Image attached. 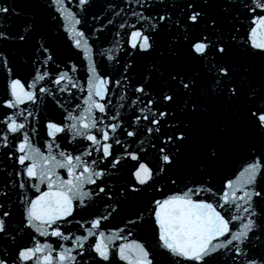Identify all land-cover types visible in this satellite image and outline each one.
<instances>
[{
    "label": "snow or ice",
    "instance_id": "snow-or-ice-1",
    "mask_svg": "<svg viewBox=\"0 0 264 264\" xmlns=\"http://www.w3.org/2000/svg\"><path fill=\"white\" fill-rule=\"evenodd\" d=\"M93 6L43 0L14 30L9 18L24 13L0 3V41L29 69L0 50V153L12 161L0 264H264V0H107L90 16ZM105 29L112 46L98 48ZM57 40L77 59H61ZM45 104L59 119L41 123ZM234 155L242 167L218 187ZM144 228L153 244L133 238Z\"/></svg>",
    "mask_w": 264,
    "mask_h": 264
},
{
    "label": "water",
    "instance_id": "water-1",
    "mask_svg": "<svg viewBox=\"0 0 264 264\" xmlns=\"http://www.w3.org/2000/svg\"><path fill=\"white\" fill-rule=\"evenodd\" d=\"M41 2H43V0H0V3H5L8 6L15 8L17 12L24 13V15H22L21 17H15L13 15L9 18L8 23L12 25L14 30H17L19 28V26L21 24H23L24 20L27 19L28 15L31 12H33L34 10H36L35 6ZM106 2H107V0H94V6L92 9H90L89 15L91 16L92 14L100 13L102 7L104 6V4ZM114 2L117 4H120L121 0H114ZM181 2H182V0H181ZM70 7H71V5H70ZM73 10H75V9L73 8ZM137 10H139V9H137ZM146 15H147V13H146ZM101 23H103V22L96 23V26L99 27ZM109 27H111V26H109ZM64 35L66 36L67 34H64ZM105 41H107V43ZM56 43H57L59 50H60L61 59L66 60L69 57H71L73 60L77 59L75 49H70L68 47V45L64 44V42L62 40H57ZM112 43H113L112 33H110L108 31V29H105L103 36L101 37V39L99 41H97L96 46L98 48L104 47L107 49V48H110L112 46ZM0 50L4 51L6 55H9L10 60L12 61V63L14 65H16L19 68L22 75H27V73L29 71L28 67L22 66L23 65V59H27V57L24 56V50L18 49L11 42L5 43L2 41H0ZM22 57H23V59H22ZM108 71L109 72L114 71V68L112 65L108 66ZM82 74H83V70H81V75ZM2 91H3V81L0 80V93H2ZM113 99L115 101L116 98L113 97ZM73 103H75V101ZM40 117H41V123H43L44 121H46L50 117H55L56 119H59V112L52 109L51 106H49L47 104L41 105ZM41 133H43V129H41ZM121 138L123 139L124 137H121ZM44 139H45V137L43 136V134L37 135L34 142L37 144V146H41ZM63 146L64 145L62 144V147ZM42 150H43V148H42ZM69 150H71V149H69ZM114 150H115L117 155L120 154V149L118 146H116L114 148ZM124 164H125V166L123 168H121L118 172L116 170H113L115 172L114 178H109L110 183L115 184L116 187H121V186L128 183V179H129L128 167H129V165H128L127 161H125ZM240 167H242V164L239 162V156L238 155L231 156V157L226 158L223 161H221V163L219 164V166L217 168L216 177H215L217 186L219 187V180L225 175L229 176L230 178H235L232 176V173H233V171L239 169ZM11 169H12V161H8V160L4 159L2 153H0V190H4L3 184H4L6 179H8V180L11 179L9 177H6L5 170L11 171ZM61 174L66 175L63 172V170H61ZM182 186L183 185H181V187ZM8 191L10 193L11 201L15 205V208H14L15 216L13 218V222L19 223L20 213H19L18 195L16 194L15 189H8ZM149 198H150V194H143L140 197H138L136 200L128 201L125 204L124 211L121 212L120 216H117L116 219H114V220L106 222L108 224V227L114 228L116 226H122L121 221L126 216L135 212L137 209L143 207ZM3 199H4L3 197H0V200H3ZM85 215H87V214L85 213ZM77 219H79V216L77 217ZM73 231L74 232L76 231L75 227H73ZM77 234H80V233H77ZM133 238H140L141 240H147L149 244L154 243V241L152 240L150 228H144V229L140 230L137 233V236L133 237ZM20 239L21 238L18 237V240H20ZM21 242L22 243L27 242L26 238L24 240H21ZM157 259L161 260L163 262V264H166L164 257L158 256ZM121 264H122V262H121Z\"/></svg>",
    "mask_w": 264,
    "mask_h": 264
}]
</instances>
